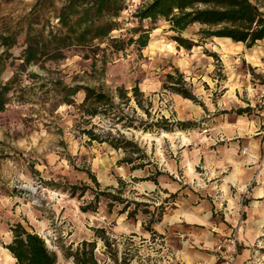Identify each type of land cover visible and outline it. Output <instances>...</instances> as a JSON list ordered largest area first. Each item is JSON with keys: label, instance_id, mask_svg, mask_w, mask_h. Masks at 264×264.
Returning a JSON list of instances; mask_svg holds the SVG:
<instances>
[{"label": "rangeland", "instance_id": "obj_1", "mask_svg": "<svg viewBox=\"0 0 264 264\" xmlns=\"http://www.w3.org/2000/svg\"><path fill=\"white\" fill-rule=\"evenodd\" d=\"M35 1L0 0V38L20 32L2 74L4 82L18 75V83L10 93L11 103L0 113V264H16L4 245L12 241L10 229L17 223L43 237L57 253L59 264H74L64 256L63 247L76 249L85 240H96L95 229L105 230L119 263L129 250V264H183L170 247L174 237L165 241L158 233L145 229L148 216L139 213L129 219L122 212L123 204L115 202L110 209L105 196H100L95 211H83L82 207L93 201L95 191L119 195L129 210L134 207L133 201L148 203L151 211L162 204V219L151 226L160 232L166 219L175 215L180 206L185 207L187 201L208 197L209 190L219 196L217 186L224 175L219 163L230 162L235 155H247L255 137L256 130L247 129L249 124L241 121L251 122L264 113V40L248 48L224 38L205 39L196 24L181 33L195 43L186 50L174 40L178 33L167 21H144V27L151 29L148 45L139 49L133 44L111 53L106 73L100 79L91 78V60L84 59L85 53L79 49L68 51L60 62L30 65L23 71L19 58L25 46L24 20ZM144 1L148 0H128L122 14L127 29L137 26L132 14ZM3 51L0 46V55ZM175 68L185 75L202 104L163 88L165 75ZM31 73L39 78H31ZM45 78L89 84L109 93H115L120 86L131 90L138 84L152 101L153 114L195 121L197 127L173 133L122 129L147 155L141 161L145 165L133 169L122 159L127 155L135 158V154L89 142L79 130L76 109L64 104L56 106L55 98L40 88ZM82 97V93L76 96L78 103ZM248 106L254 109L250 116L235 114L238 108ZM95 123L104 124L99 119ZM261 130L264 133V123ZM209 162L213 165L210 169ZM157 172L163 173L158 185L140 181ZM90 173L97 178L99 187ZM73 185L87 186L89 190L84 196H71L67 189ZM171 194H177L176 198ZM97 241L98 260L112 264L111 254L100 239Z\"/></svg>", "mask_w": 264, "mask_h": 264}, {"label": "trees", "instance_id": "obj_2", "mask_svg": "<svg viewBox=\"0 0 264 264\" xmlns=\"http://www.w3.org/2000/svg\"><path fill=\"white\" fill-rule=\"evenodd\" d=\"M127 2L128 0H36L24 20L25 46L19 58L22 60L20 68L26 71L30 65L57 63L66 59L68 51L79 49L85 53L84 59L91 60V78L100 79L106 73L110 54L124 51L133 44L139 49L145 48L151 29H146L143 22L155 24L160 19L167 21L171 30L178 33L174 40L186 50H191L195 43L183 38L181 33L196 24L200 25L199 33L205 39H229L248 48L264 40V0H148L132 14L137 26L131 29L125 27L122 19ZM114 32L121 34L115 36ZM19 33L0 38V46L4 48L0 55V113L11 103L10 93L18 83V75L4 82L2 74L6 60L11 57L9 51L18 42ZM30 77L39 78L34 73ZM40 86L41 89L45 88V94L55 98L56 106L64 104L76 109L79 130L89 142L107 144L113 149L135 154V158L127 155L122 159L123 163L132 164L133 169L143 167L145 163L141 161L146 160L147 155L134 138H128L122 129L143 133H173L197 127L195 121H180L153 114V103L138 84L131 90L123 86L117 87L115 93L89 84H66L59 78H45V83H40ZM163 88L184 99L200 103L185 75L177 68L165 75ZM24 93L26 96L30 94L27 90ZM80 93L83 97L78 103L76 96ZM253 111L248 106L234 112L237 116H250ZM96 119L101 120L103 126L95 123ZM137 162L140 163L136 165ZM162 174L157 172L140 181L150 180L158 185V177ZM89 175L95 186L99 187L95 175ZM122 182L120 180L121 184ZM87 190V186L73 185L68 187L67 192L71 196H84ZM95 192L93 201L82 207L83 211H95L100 196H105L110 201V209L115 202L123 204L122 212L127 213L129 219H135L139 213L148 216L149 222L144 225L145 229L156 234L151 226L161 221L163 214L159 210L162 204L151 211L148 203L133 201L134 207L129 210L130 206L119 195ZM176 195L171 194L170 197L175 199ZM10 230L13 234L12 241L4 247L16 264H59L57 253L49 248L38 233L28 230L21 223L13 225ZM94 232L96 240H85L76 249L63 247L64 256L74 264H109L97 258V240L100 239L105 250L111 254L112 264L130 263L129 250L124 252L119 263L116 254H113L116 249H113V244L106 237L105 230L95 229Z\"/></svg>", "mask_w": 264, "mask_h": 264}, {"label": "crops", "instance_id": "obj_3", "mask_svg": "<svg viewBox=\"0 0 264 264\" xmlns=\"http://www.w3.org/2000/svg\"><path fill=\"white\" fill-rule=\"evenodd\" d=\"M241 122L256 130L255 137L247 155L219 163L224 174L217 186L219 196L209 190L208 197L187 201L156 232L165 241L174 237L170 247L183 264H219V258H233L234 241L238 255L234 264H264V113ZM212 166L209 162L207 168Z\"/></svg>", "mask_w": 264, "mask_h": 264}, {"label": "built area", "instance_id": "obj_4", "mask_svg": "<svg viewBox=\"0 0 264 264\" xmlns=\"http://www.w3.org/2000/svg\"><path fill=\"white\" fill-rule=\"evenodd\" d=\"M232 245H233L234 248H235V249H234V251H235L234 257H233V258H229V259H224V260L222 261L221 264H234L235 259L238 257V255H237V253H236V244H235V241L233 242ZM218 249H219V250L222 249V244H220V245L218 246Z\"/></svg>", "mask_w": 264, "mask_h": 264}]
</instances>
